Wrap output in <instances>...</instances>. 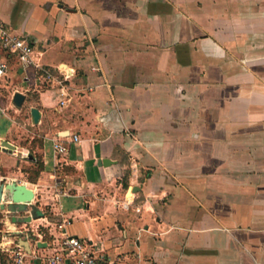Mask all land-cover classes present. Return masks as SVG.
Instances as JSON below:
<instances>
[{"label": "crops", "instance_id": "crops-1", "mask_svg": "<svg viewBox=\"0 0 264 264\" xmlns=\"http://www.w3.org/2000/svg\"><path fill=\"white\" fill-rule=\"evenodd\" d=\"M0 21L52 75L0 50V183L35 194L0 207L23 264L65 236L109 264H264V0H0Z\"/></svg>", "mask_w": 264, "mask_h": 264}, {"label": "built area", "instance_id": "built-area-1", "mask_svg": "<svg viewBox=\"0 0 264 264\" xmlns=\"http://www.w3.org/2000/svg\"><path fill=\"white\" fill-rule=\"evenodd\" d=\"M0 50L12 56L19 64L26 80L30 77L50 79V71L46 70L35 60V50L31 42L14 32L6 24L0 21ZM9 64L0 58V78L7 75ZM75 136L74 142H78ZM5 147L0 142V151ZM59 154H66L67 149L62 142L55 145ZM6 183V180H1ZM4 253H11L14 264H23L26 253L21 246L10 251L0 247V264H3ZM45 264H109L97 243L92 240H84L75 236H65L57 244L54 252L45 258Z\"/></svg>", "mask_w": 264, "mask_h": 264}, {"label": "water", "instance_id": "water-1", "mask_svg": "<svg viewBox=\"0 0 264 264\" xmlns=\"http://www.w3.org/2000/svg\"><path fill=\"white\" fill-rule=\"evenodd\" d=\"M25 101V97L22 94H16L14 98V104L17 108H21ZM41 118L39 110H34L32 112V119L34 124H38ZM3 145L9 149H15V147L7 141H3ZM32 158V156H30ZM103 164H108L106 160L101 162ZM9 198V207H23L26 208L31 205L35 199L34 191L28 188L24 184H18L17 182L5 183L4 181L0 183V207L2 210L6 209L5 198ZM24 246H27L26 241L23 242Z\"/></svg>", "mask_w": 264, "mask_h": 264}, {"label": "rangeland", "instance_id": "rangeland-1", "mask_svg": "<svg viewBox=\"0 0 264 264\" xmlns=\"http://www.w3.org/2000/svg\"><path fill=\"white\" fill-rule=\"evenodd\" d=\"M1 173H5L4 170H0ZM13 171V169H12ZM30 205H28L29 207ZM24 210L22 211V213L20 215H24ZM7 221V218L5 217V214L4 213H0V246H2V248H5V249H15V246H16V243H11L10 242V237L12 234L10 233V230H9V226L6 225V222ZM10 221H11V218H10ZM19 227L21 226V223L18 224ZM14 237V236H12ZM4 264H8V260H5L4 261Z\"/></svg>", "mask_w": 264, "mask_h": 264}]
</instances>
